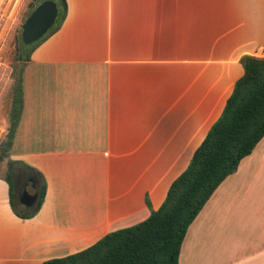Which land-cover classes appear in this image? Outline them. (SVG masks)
I'll list each match as a JSON object with an SVG mask.
<instances>
[{"label":"crops","instance_id":"obj_1","mask_svg":"<svg viewBox=\"0 0 264 264\" xmlns=\"http://www.w3.org/2000/svg\"><path fill=\"white\" fill-rule=\"evenodd\" d=\"M66 2L23 68L9 153L17 210L41 177L45 198L19 218L0 174V264L63 258L146 220L220 117L240 59H264V0ZM178 264H264V137L190 224Z\"/></svg>","mask_w":264,"mask_h":264},{"label":"trees","instance_id":"obj_2","mask_svg":"<svg viewBox=\"0 0 264 264\" xmlns=\"http://www.w3.org/2000/svg\"><path fill=\"white\" fill-rule=\"evenodd\" d=\"M28 1L27 14L40 3L52 1L57 7V17L38 41L25 46L19 40L16 64L12 66L10 107L7 128L0 140V163L6 161L10 203L21 219L34 217L46 194V184L40 176V182H34L36 202L17 210L20 176L15 172L16 163L9 160V153L23 108V68L33 51L59 29L67 15L66 0ZM240 64L243 75L235 82L220 117L196 148L185 170L170 184L161 206L150 211L149 217L139 224L108 233L80 252L41 264H178L180 247L190 224L216 188L237 170L240 161L264 137V59L243 56Z\"/></svg>","mask_w":264,"mask_h":264},{"label":"rangeland","instance_id":"obj_3","mask_svg":"<svg viewBox=\"0 0 264 264\" xmlns=\"http://www.w3.org/2000/svg\"><path fill=\"white\" fill-rule=\"evenodd\" d=\"M28 4L29 1L26 0H5L0 6V95L5 97L2 114L5 121L10 105L7 104V100L12 83V66L16 64L17 46L21 39V25L28 12ZM1 128H3L2 124H0V130ZM5 169L6 161H3L0 163V174L4 175ZM18 182L21 184L22 180L20 179Z\"/></svg>","mask_w":264,"mask_h":264},{"label":"water","instance_id":"obj_4","mask_svg":"<svg viewBox=\"0 0 264 264\" xmlns=\"http://www.w3.org/2000/svg\"><path fill=\"white\" fill-rule=\"evenodd\" d=\"M56 17L57 7L52 1H44L33 7L21 25V42L28 46L41 39L54 25ZM36 200L37 194H29L26 190L19 196V203L25 208L31 207Z\"/></svg>","mask_w":264,"mask_h":264},{"label":"built area","instance_id":"obj_5","mask_svg":"<svg viewBox=\"0 0 264 264\" xmlns=\"http://www.w3.org/2000/svg\"><path fill=\"white\" fill-rule=\"evenodd\" d=\"M5 2V0H0V6Z\"/></svg>","mask_w":264,"mask_h":264}]
</instances>
